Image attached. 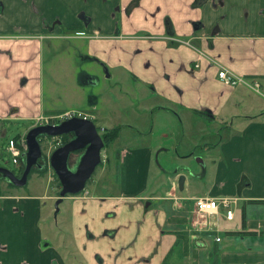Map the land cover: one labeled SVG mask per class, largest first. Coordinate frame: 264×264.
Wrapping results in <instances>:
<instances>
[{"label": "crops", "instance_id": "1", "mask_svg": "<svg viewBox=\"0 0 264 264\" xmlns=\"http://www.w3.org/2000/svg\"><path fill=\"white\" fill-rule=\"evenodd\" d=\"M65 43L71 52L84 48L83 59L102 70V80L138 86L137 99L127 105L132 120L126 125L135 132L130 141L147 136L138 132L147 117L153 125L176 119L179 167L193 160L199 146L196 153H207L214 167L192 177L181 169L167 186L156 180L150 190L157 147L139 142L122 147L118 194L85 189L59 205L58 214L62 204L70 214L77 260L72 259L264 264V0H0V123L31 128L41 116L73 110L43 100L45 46L54 50ZM60 58L70 59L62 53ZM98 67L83 77L97 88L104 84ZM220 68L257 83V91L224 84L217 78ZM99 102L90 100L80 111L97 129L102 124L122 130L114 120L121 111L102 110ZM17 167H23L22 157ZM180 175L181 191L174 182ZM13 188L12 194H0V264H65L61 250L41 232L40 202L51 197ZM202 197L236 199L232 220L222 208L216 217L196 213L194 200Z\"/></svg>", "mask_w": 264, "mask_h": 264}, {"label": "rangeland", "instance_id": "2", "mask_svg": "<svg viewBox=\"0 0 264 264\" xmlns=\"http://www.w3.org/2000/svg\"><path fill=\"white\" fill-rule=\"evenodd\" d=\"M65 45H67V43L63 44L62 47L59 44L58 47L55 46L54 50H51L47 45L45 46L43 52V100L45 104L53 106L55 109H73L74 111H80L90 106V100L92 101L95 99V101L98 102V98H100L98 106L102 110L106 108L108 110V108L112 106L116 107V111H121L122 113L118 119H114L117 120L119 123L118 126L122 127V130L119 128L116 137L111 143L106 145L103 140L104 148L101 151L102 162L85 187L89 193L92 194L93 192L90 190L94 189L96 193H102L103 195L118 194L122 185L121 172L118 167L120 150L122 147L131 146L136 142H139L141 145L148 144L157 147L155 150L156 156L153 158L147 183L150 190L154 187L156 180L158 181V185L167 186L169 179L174 178L176 172L181 169L183 170L184 176L192 177L198 174H208L214 168L210 162L212 159L209 160L206 157L207 153L200 155L196 153L200 152L201 146L194 149L195 156L192 157V161L188 160V162L185 163L186 167H179L177 144H179L181 139L180 128L176 119L171 121L170 119L172 118H169L168 120H164V122L161 121L160 124L154 123L153 125L151 124L152 117L150 116L151 121L147 117L144 119L143 123L139 125L140 131H138L147 136H143L142 139L140 138L136 142L130 141L132 134H135V132H131L130 127L126 125L131 119V114L128 113L129 109L127 105L130 103L131 97H133L134 100L137 99L136 92H138V86L134 85L129 80L127 82L119 81L117 83H115V80H102V70L94 63L83 59L85 52L84 48L71 52L72 47L69 51ZM61 53L68 54L70 58L69 61L62 60L60 58ZM96 67H98V74L104 82V84L98 88L96 87V83L89 85V83L85 82L83 79L85 75L95 72ZM103 76H105V73ZM113 94H117V98H111L110 96ZM126 112L128 113V117H126ZM99 122L100 121H97V123ZM115 124H117L116 121ZM115 124L111 125L114 126ZM151 126H153V131L151 130ZM28 127V124L0 123V165L14 172L16 175L19 174V170L17 169V165L12 163V157L10 153H8L6 147L9 139H24L29 130ZM101 127L100 128L105 131L115 129L117 126L111 129H105L101 124ZM148 129L149 132H147ZM152 133L153 135L150 136ZM67 137L69 139L72 138L71 136ZM59 139L62 142L63 139L61 138H46L41 143L43 158L38 160L39 167H35L39 169V171L29 175L30 177L28 178L26 186L21 188L16 187V189L24 193H40L51 197L48 201L40 202L39 210L42 216L40 221L41 232L44 233V237L52 240V244L55 248L61 250V255L65 264H77L75 261L77 259L72 247V237L69 235L68 230V225L71 223L70 214L67 213L68 209L65 204H62L60 213L55 216V201L59 197L60 187L49 167L48 157L56 148V143L60 142ZM217 139V136H215V141ZM81 155L82 151L70 156L69 168L71 170L75 169ZM106 181L110 183V186L106 185ZM93 182L97 184V187L90 188ZM174 182L178 184V179ZM102 185L104 187H101ZM195 186L201 189L199 186ZM14 192L15 189L11 186L10 182L0 175V194H12ZM147 193L148 192L144 194ZM83 228L85 237L87 238L86 225H84Z\"/></svg>", "mask_w": 264, "mask_h": 264}, {"label": "water", "instance_id": "3", "mask_svg": "<svg viewBox=\"0 0 264 264\" xmlns=\"http://www.w3.org/2000/svg\"><path fill=\"white\" fill-rule=\"evenodd\" d=\"M106 77L107 69L103 67ZM71 136L66 143L54 149L48 157L50 169L56 176L59 185V198L55 201V216L59 205L66 196L81 194L97 167L101 164V151L104 148L103 139L90 119L74 117L56 124H46L31 127L24 139L27 150L23 154V170L17 176L9 169L0 166V175L10 184L21 188L27 184L29 174L34 167H39L38 160L42 157L41 139ZM82 151V155L74 170L69 168V158L72 154ZM184 176L178 177V189L183 190Z\"/></svg>", "mask_w": 264, "mask_h": 264}, {"label": "built area", "instance_id": "4", "mask_svg": "<svg viewBox=\"0 0 264 264\" xmlns=\"http://www.w3.org/2000/svg\"><path fill=\"white\" fill-rule=\"evenodd\" d=\"M174 43L182 44V45H189L188 41H184L182 39H174L169 38ZM217 78L223 82L224 84L228 86H236V85H243L245 87H248L252 90L257 91L258 84L257 83H250L247 80H245L242 77H237L227 71L224 68H220L217 73ZM74 117L82 118V119H90V117L81 112V111H74L69 110L65 111L64 113L60 114L59 116L55 118H49V117H39L36 119V126L39 125H46V124H56L60 121L71 119ZM91 120V119H90ZM55 121V122H54ZM60 141V139H59ZM62 142L56 143V148L61 146ZM55 148V149H56ZM8 153H10L12 157V163L14 165H17L23 156V154L26 152L27 147L25 143V139L19 138V139H10L7 143L6 147ZM18 168V167H17ZM236 199L231 198H208V197H202L197 198L194 200V210L198 214H205L207 216H217L219 209H224V217L226 220H232L233 218V211L230 209L231 205L235 204ZM216 227V225H215ZM216 241H219V238H216Z\"/></svg>", "mask_w": 264, "mask_h": 264}, {"label": "trees", "instance_id": "5", "mask_svg": "<svg viewBox=\"0 0 264 264\" xmlns=\"http://www.w3.org/2000/svg\"><path fill=\"white\" fill-rule=\"evenodd\" d=\"M28 129H30V127H28ZM27 130V129H26ZM118 131H119V128H115V129H112V130H103L102 131V135H101V138L104 140V142H105V144L107 145V144H109V143H111L112 142V140L116 137V134L118 133ZM19 137V136H18ZM17 137V138H18ZM59 138H61V139H63L62 140V144H64V143H66L68 140H69V138L67 137V136H62V137H59ZM46 138H42L41 139V143L45 140ZM10 140V139H9ZM8 140V141H9ZM22 170H23V167H20L19 168V174L18 175H20L21 173H22ZM37 171H39V169H37V168H32V170H31V172H30V174H33L34 172H37ZM29 174V175H30ZM55 176V175H54ZM56 177V176H55ZM55 179H57V178H55ZM58 181V180H57ZM58 184H59V182H58ZM11 186H13L12 184H11ZM59 186V185H58ZM14 187V186H13Z\"/></svg>", "mask_w": 264, "mask_h": 264}, {"label": "flooded vegetation", "instance_id": "6", "mask_svg": "<svg viewBox=\"0 0 264 264\" xmlns=\"http://www.w3.org/2000/svg\"><path fill=\"white\" fill-rule=\"evenodd\" d=\"M98 131H99V133L102 135V131H103V130H102V129H98ZM101 135H100V136H101ZM52 172H53V171H52ZM53 174H54V173H53ZM20 175H21V174H20ZM20 175H17V176H20ZM29 177H30V176H29ZM29 177H28V178H29ZM59 187H60V185H59ZM60 189H61V188H60ZM84 190H85V189H84ZM83 192H84V191H83ZM58 198H59V197H58ZM58 198H57V199H58ZM57 199H56V200H57Z\"/></svg>", "mask_w": 264, "mask_h": 264}]
</instances>
